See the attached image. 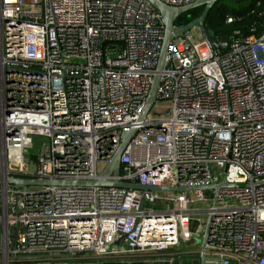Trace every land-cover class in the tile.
Here are the masks:
<instances>
[{"label":"built area","instance_id":"1","mask_svg":"<svg viewBox=\"0 0 264 264\" xmlns=\"http://www.w3.org/2000/svg\"><path fill=\"white\" fill-rule=\"evenodd\" d=\"M163 36L149 0H0V264L5 249L37 260L194 247L198 204L211 218L210 264H264V30L232 35L221 51L223 36L199 26L173 36L156 92L167 116L141 118ZM129 130L119 180L232 186L176 195L6 181L96 180Z\"/></svg>","mask_w":264,"mask_h":264},{"label":"water","instance_id":"2","mask_svg":"<svg viewBox=\"0 0 264 264\" xmlns=\"http://www.w3.org/2000/svg\"><path fill=\"white\" fill-rule=\"evenodd\" d=\"M218 0H197L182 6H172L168 5L161 0H149V2L155 7V9L159 12L162 17L164 23V36L162 40V45L160 49V54L158 57L157 65L155 67V73L152 77L151 87L146 98V104L142 111L141 118H143L150 110L152 105L157 101L156 100V92L159 86L161 72L165 66V58L167 53V47L170 44L173 36L180 37L183 32L190 29L194 26H199L203 36L206 39L214 36H209L206 27L204 26L203 19L205 18L208 10L217 2ZM202 7L203 10L201 14L190 21L188 24L184 26H175V20L182 14L191 9ZM222 40H225L223 44H216V48L221 50H228L229 42L228 36H223ZM134 130L123 131L122 138L118 149L116 150L115 154L111 158L108 166L102 173V176L96 180L92 181H81V180H63V179H36L31 177H14V176H7L6 181L9 184H12L14 187H22V186H30V185H83V186H105V187H120V188H127L133 190H141V191H157V192H185V191H192V190H210L214 189L216 192H219L221 188L232 186L227 184L225 180H222L218 183L211 184L209 186H199V187H167V186H148L143 185L136 182H126L121 181L117 177L120 174V155L124 150L125 146L131 139ZM112 176L113 178L110 179L108 177ZM1 180V176H0ZM143 200L140 203L139 209L142 208ZM210 216L207 217L205 221V226L203 232L200 234L201 242L199 246V251L197 252V257L199 258V264H207V262H216V258L209 257L204 252V245L207 242V234L210 225ZM55 257L58 258H68V255H57ZM16 258L14 255H6V261L4 264H9L10 259ZM99 264V262H97Z\"/></svg>","mask_w":264,"mask_h":264},{"label":"trees","instance_id":"3","mask_svg":"<svg viewBox=\"0 0 264 264\" xmlns=\"http://www.w3.org/2000/svg\"><path fill=\"white\" fill-rule=\"evenodd\" d=\"M234 1L239 2L236 8L229 7L224 0H218L211 7L203 19L206 29H211L215 36H247L251 33L259 35L264 30V0ZM202 10V7H198L182 13L175 20V24H188L197 18ZM194 228L195 224L191 229L194 230Z\"/></svg>","mask_w":264,"mask_h":264},{"label":"crops","instance_id":"4","mask_svg":"<svg viewBox=\"0 0 264 264\" xmlns=\"http://www.w3.org/2000/svg\"><path fill=\"white\" fill-rule=\"evenodd\" d=\"M163 207V206H160ZM194 247L189 248L183 245L175 246L162 252L147 251L134 254H118V255H100L94 253H83L70 256L68 258H45L37 260H18L10 259L18 264H199L197 252L200 243L196 238H191ZM0 241V251H1ZM210 264V262H207Z\"/></svg>","mask_w":264,"mask_h":264},{"label":"rangeland","instance_id":"5","mask_svg":"<svg viewBox=\"0 0 264 264\" xmlns=\"http://www.w3.org/2000/svg\"><path fill=\"white\" fill-rule=\"evenodd\" d=\"M225 4H227L229 7L231 8H236L239 6V2H235L234 0H224ZM209 36L213 35V31L211 29H207ZM170 101L169 100H158L156 101L152 107L150 108L149 112H148V117H165L167 116V110L170 107ZM37 149L38 147L35 146L33 149L29 150L28 154H25V163H24V170L28 173H32L33 172V167L31 164H33V155H35L37 153ZM103 162H99L98 163V170L100 171L103 168ZM208 192V191H205ZM176 195H182L180 194V192H173ZM191 211H193V213H191V217L194 220H201L202 222H205L206 220V213H205V206L202 204H198V205H192L191 206ZM200 211V212H199ZM189 248H192V246H189ZM1 256V253H0ZM1 260V258H0ZM1 263V262H0ZM10 264V261H9Z\"/></svg>","mask_w":264,"mask_h":264},{"label":"bare ground","instance_id":"6","mask_svg":"<svg viewBox=\"0 0 264 264\" xmlns=\"http://www.w3.org/2000/svg\"><path fill=\"white\" fill-rule=\"evenodd\" d=\"M6 261V249H5V256H4V262Z\"/></svg>","mask_w":264,"mask_h":264}]
</instances>
